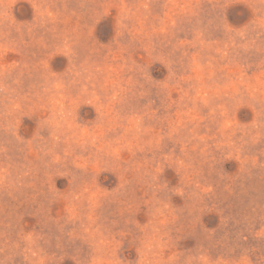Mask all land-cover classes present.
Segmentation results:
<instances>
[{"label":"rangeland","instance_id":"374dc122","mask_svg":"<svg viewBox=\"0 0 264 264\" xmlns=\"http://www.w3.org/2000/svg\"><path fill=\"white\" fill-rule=\"evenodd\" d=\"M0 264H264V0H0Z\"/></svg>","mask_w":264,"mask_h":264}]
</instances>
